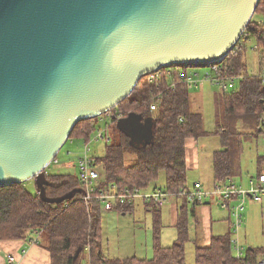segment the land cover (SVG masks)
I'll return each instance as SVG.
<instances>
[{
  "label": "water",
  "instance_id": "95a60500",
  "mask_svg": "<svg viewBox=\"0 0 264 264\" xmlns=\"http://www.w3.org/2000/svg\"><path fill=\"white\" fill-rule=\"evenodd\" d=\"M259 0H0V186L34 180L76 123L106 114L161 68L224 59ZM151 118L116 128L134 149Z\"/></svg>",
  "mask_w": 264,
  "mask_h": 264
},
{
  "label": "trees",
  "instance_id": "16d2710c",
  "mask_svg": "<svg viewBox=\"0 0 264 264\" xmlns=\"http://www.w3.org/2000/svg\"><path fill=\"white\" fill-rule=\"evenodd\" d=\"M260 20L264 21V0H259L251 21L222 62L226 75L237 78V81L234 89L228 92L218 90L214 94L215 129L212 133L220 142L219 150L212 155L215 184L236 176V162L244 141L262 135L264 86L260 75L264 73V27L258 24ZM251 47L257 62L256 74L250 73L247 61ZM161 73L164 75L152 84L147 83L146 77L141 78L132 93L106 114L89 119L79 129L82 121L76 123L65 142L64 145L75 141L84 144L96 130L103 126L104 129L113 127V136H109L103 155L91 154L93 166L100 168V187L161 188L172 194L187 188L186 140H198L210 133L203 129L201 113L191 110L190 89L178 74L179 70L172 67ZM157 91L161 99L156 102V110L151 111V97ZM129 113L153 120L154 138L144 148H132L128 138L116 128V120ZM127 153L135 154L130 166L125 164ZM160 175L164 178L163 187L158 186ZM45 180L48 182L43 185L46 199L69 196L61 202L45 201L40 198L34 180L0 186V241L40 238V245L50 255V264H187L185 245L189 242V229L186 209L179 210L176 239L172 246L165 248L159 242L162 227L159 207L143 203L149 211L152 210V257L108 258L102 252L100 240L102 207L93 198L84 199L77 173L49 175L45 170ZM30 181L33 182V192L26 189ZM180 200L185 205L189 203ZM132 207L117 206V210L132 213ZM230 237L231 232L212 237L207 247H195L194 264H261L263 253L258 248L249 247L242 257L236 258Z\"/></svg>",
  "mask_w": 264,
  "mask_h": 264
},
{
  "label": "rangeland",
  "instance_id": "374dc122",
  "mask_svg": "<svg viewBox=\"0 0 264 264\" xmlns=\"http://www.w3.org/2000/svg\"><path fill=\"white\" fill-rule=\"evenodd\" d=\"M249 55L247 61L249 62V68L251 74L257 73V62L255 54H253L252 47L249 49ZM200 79H203L205 73L209 72V68H198ZM139 89V87H138ZM220 90L218 86L211 85L208 81L204 80L202 83L198 84L196 88L190 90V101L191 108L194 111L200 112L203 119V129L210 133L204 138L198 139V145H202V156H210L213 150H218L220 148V142L217 136L213 135L215 129V116H214V100L213 95ZM199 102V104H196ZM89 120L82 121L77 129L86 125ZM76 129V130H77ZM74 131V133L76 132ZM103 133L107 137L113 136V127L104 129L102 127ZM73 133V134H74ZM95 132L91 135L88 146L91 150V154L95 156H101L104 152V147L106 141H95ZM83 143L75 141L74 143H68L60 149L57 154L58 164L49 165L46 168V173L49 175H68L76 174V160L77 156L82 153ZM203 157L199 159V168L201 173V180L204 187L207 185H212L211 174L208 172L206 164ZM259 158L263 160L258 161ZM135 160V154L127 153L125 155V164L130 166ZM100 171V168H98ZM236 176L233 177L234 182L241 186L247 185V179L249 177H256L259 173H264V136L260 135L257 139L246 140L243 143V150L239 161L236 162ZM189 177L192 179V174L189 172ZM204 178H207L206 182ZM163 175H160L158 186L163 187ZM247 181L245 184H243ZM33 182L30 181L26 185V189L33 192ZM187 182V188H191ZM213 188V187H212ZM211 188V189H212ZM180 202V199H174ZM264 200V198H263ZM262 200V201H263ZM247 204V203H246ZM259 204V203H257ZM135 208L133 213L125 212L122 214L117 209L107 212L102 208L101 210V225H100V240L102 246V252L108 258L119 259L125 257H136L137 259H149L152 257L150 249V234H151V211H147L143 206L141 201H136L134 203ZM245 205L244 211L248 212ZM165 210V209H164ZM165 229L164 236L162 239V245L171 244L169 235L173 232L170 227V217L168 214L164 216L163 219ZM247 216H245V221L243 219V225L240 230V243L244 247V252L247 248L263 244L264 242V214H261L259 209H253V214L249 218L248 235L244 236V231L246 229ZM247 232V231H246ZM251 244V245H250ZM253 248V247H252ZM185 258L187 264H194L193 246L189 243L185 247Z\"/></svg>",
  "mask_w": 264,
  "mask_h": 264
},
{
  "label": "built area",
  "instance_id": "2783aa9c",
  "mask_svg": "<svg viewBox=\"0 0 264 264\" xmlns=\"http://www.w3.org/2000/svg\"><path fill=\"white\" fill-rule=\"evenodd\" d=\"M259 25L264 27V21L260 20ZM222 60L210 63H193L177 66H169L159 69L157 72L145 76L148 84H152L162 77V70L176 67L181 74L184 83L191 90L196 88L198 84L204 80L211 85L218 86L223 92H228L234 89L237 78L226 75V71L222 68ZM198 68H209L210 71L205 73L203 79H200ZM170 76V72L168 71ZM144 78V77H143ZM262 86H264V73L260 75ZM150 110H156V102L161 99L160 92L157 91L152 95ZM262 135L264 136V121ZM94 140L108 142L109 137L103 133V130H96ZM58 164L57 156L50 162V165ZM77 176L83 188L84 199H94L106 211L116 209V207L134 205L136 201L149 203L156 207H162L171 199H185L189 203H202L204 200L216 199L221 209L228 211L230 218V245L234 256L240 258L244 255V247L240 243V230L243 225L244 209L247 201L255 203L262 202L264 198V173L258 174L248 180L246 186H241L235 183L232 179H227L224 182L217 183L212 189H205L200 183H195L192 187L184 188L177 193H169L161 188L151 190L141 189L138 187H123L116 188L113 185L110 187H100L101 172L93 166L91 159V150L88 142L83 144L82 153L77 156L76 160ZM33 243L38 242V238H34ZM8 261L14 262V258L9 256ZM264 264V261H261Z\"/></svg>",
  "mask_w": 264,
  "mask_h": 264
},
{
  "label": "crops",
  "instance_id": "0c3cea01",
  "mask_svg": "<svg viewBox=\"0 0 264 264\" xmlns=\"http://www.w3.org/2000/svg\"><path fill=\"white\" fill-rule=\"evenodd\" d=\"M214 96L215 95H213V100H214ZM196 104H199V102H196ZM190 106H191V101H190ZM197 142L198 140H194V139L186 140V144H185L186 185H187V182L189 186L195 183H200L203 188L211 189L215 185V179H214L213 168H212V155H213V152L217 150H213L210 156L205 158L202 156L203 146L198 145ZM201 157H203L206 167L208 169V172L211 174V180H212L211 186L207 185V187H204L205 184L203 185L201 183L202 175L200 173V168H199V159H201ZM258 160L261 161L263 160V158H259ZM189 172L190 174H192V179L188 175ZM250 178L252 177H249L247 181ZM204 180L208 182L207 178H204ZM232 180L234 181V179ZM247 181H245L243 184H245ZM246 205H247L246 209H248V212L247 213L246 211L244 212V221H245V216H247V223H246V229L244 231V236H247L249 233L248 232V230H250L249 218H251L253 214V209H259L261 214H264V200L260 202L259 204L253 201H247ZM134 208H135V205H133L132 207V213L134 211ZM145 209L149 211L146 207ZM180 209H186V212H187L188 229H189V242L187 243L193 246V252H194L195 247L209 246L212 237L224 236L230 232V222L231 221L229 218V213L228 211L220 208L218 201L216 199L204 200L202 203L196 204V205L191 204V203L190 204L188 203L185 205L184 203L181 202V200L179 202L177 200L171 199L166 204H164L162 207L159 208L160 221L162 225L161 231H160L159 242L162 247L167 248V247L172 246L176 239L177 230H176L175 225H176L178 216L180 214L179 213ZM166 214H168L170 217L169 225L173 229V232H170V235H169V239L170 241L172 239V241L170 242L171 244L169 245H165V244L162 245L161 242L164 236V229H165L163 219ZM151 220H152V216H151ZM39 241L41 242L40 238L38 239L37 243H33L31 239L0 241V264H50V255L44 249V247L40 245ZM152 243H153V236H152V225H151V234H150L151 253H152ZM262 243L263 244L252 246V247L261 249L263 254L261 255L260 259L264 261V242L262 241ZM9 256L14 258L13 263H10L8 261ZM125 258H129V257H125ZM125 258H119V259H125Z\"/></svg>",
  "mask_w": 264,
  "mask_h": 264
}]
</instances>
